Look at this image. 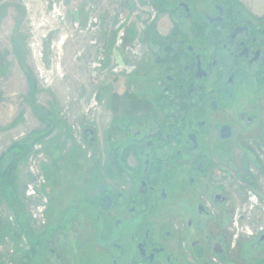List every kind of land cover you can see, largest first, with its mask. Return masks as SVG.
<instances>
[{
	"label": "flooded vegetation",
	"instance_id": "1",
	"mask_svg": "<svg viewBox=\"0 0 264 264\" xmlns=\"http://www.w3.org/2000/svg\"><path fill=\"white\" fill-rule=\"evenodd\" d=\"M172 6L133 95L113 83L93 93L90 107L112 113L100 162L83 151L99 175L67 182V195L44 179L24 182L21 196L2 182L0 264H264V184L225 182L220 170L235 150L263 166L264 11L242 0ZM89 111L71 133L91 149Z\"/></svg>",
	"mask_w": 264,
	"mask_h": 264
},
{
	"label": "rangeland",
	"instance_id": "2",
	"mask_svg": "<svg viewBox=\"0 0 264 264\" xmlns=\"http://www.w3.org/2000/svg\"><path fill=\"white\" fill-rule=\"evenodd\" d=\"M177 1L0 0V163L15 152L4 178L0 173L1 228L9 225L10 212L2 182H13L14 194L21 196L24 182L44 179L55 184L54 194L67 195V182L99 175L98 168H87L90 159L83 151L94 152L100 162L112 113L100 104L96 110L90 107L93 93L113 83L116 95H133V73L153 71V54L163 46L176 15L168 10ZM242 1L256 14L264 11V0ZM36 41L41 56L30 46ZM89 110L98 126L91 149L82 136L71 133L74 123L88 121ZM250 164L247 154L235 150L220 167L222 177L247 182L240 176L250 174V182L263 186L264 162L261 169Z\"/></svg>",
	"mask_w": 264,
	"mask_h": 264
},
{
	"label": "water",
	"instance_id": "3",
	"mask_svg": "<svg viewBox=\"0 0 264 264\" xmlns=\"http://www.w3.org/2000/svg\"><path fill=\"white\" fill-rule=\"evenodd\" d=\"M14 151H10L0 163V173L3 174L9 167L14 157Z\"/></svg>",
	"mask_w": 264,
	"mask_h": 264
},
{
	"label": "built area",
	"instance_id": "4",
	"mask_svg": "<svg viewBox=\"0 0 264 264\" xmlns=\"http://www.w3.org/2000/svg\"><path fill=\"white\" fill-rule=\"evenodd\" d=\"M30 46L33 50L34 55L37 54L38 56H41L42 47L38 41L33 42Z\"/></svg>",
	"mask_w": 264,
	"mask_h": 264
},
{
	"label": "trees",
	"instance_id": "5",
	"mask_svg": "<svg viewBox=\"0 0 264 264\" xmlns=\"http://www.w3.org/2000/svg\"><path fill=\"white\" fill-rule=\"evenodd\" d=\"M25 141H26V140H23V143H25ZM6 173H7V172L3 173L4 176L6 175ZM3 174H2V177L4 178Z\"/></svg>",
	"mask_w": 264,
	"mask_h": 264
},
{
	"label": "bare ground",
	"instance_id": "6",
	"mask_svg": "<svg viewBox=\"0 0 264 264\" xmlns=\"http://www.w3.org/2000/svg\"><path fill=\"white\" fill-rule=\"evenodd\" d=\"M62 39H63V38H62ZM60 43H63V41L61 40V41L59 42V44H60Z\"/></svg>",
	"mask_w": 264,
	"mask_h": 264
}]
</instances>
